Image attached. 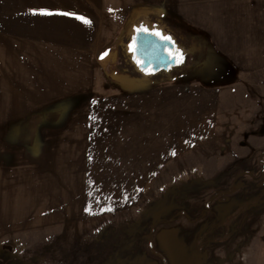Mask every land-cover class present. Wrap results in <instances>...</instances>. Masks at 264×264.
I'll use <instances>...</instances> for the list:
<instances>
[{
    "label": "crops",
    "instance_id": "1",
    "mask_svg": "<svg viewBox=\"0 0 264 264\" xmlns=\"http://www.w3.org/2000/svg\"><path fill=\"white\" fill-rule=\"evenodd\" d=\"M144 12L198 35L228 79L191 74L135 92L109 85L108 53ZM248 69L264 71V0H0V122L25 154L39 155L24 180L56 187L55 202L73 203L67 216L74 203L83 218L124 210L149 187L207 165L238 130ZM259 231L248 264H264Z\"/></svg>",
    "mask_w": 264,
    "mask_h": 264
},
{
    "label": "rangeland",
    "instance_id": "2",
    "mask_svg": "<svg viewBox=\"0 0 264 264\" xmlns=\"http://www.w3.org/2000/svg\"><path fill=\"white\" fill-rule=\"evenodd\" d=\"M201 45L204 53L211 49ZM204 53L193 74L225 82L230 75ZM247 72L239 86L240 128L215 147L210 163L182 170L172 184L149 187L139 201L101 217L77 215L78 203L67 216L73 203L55 202L56 187L24 180L39 155L25 154L22 139L8 137L13 126L0 122V264L250 263L264 227V71ZM104 74L127 92L150 87L114 76L108 66ZM243 108L249 121L241 119ZM14 142V155H7Z\"/></svg>",
    "mask_w": 264,
    "mask_h": 264
},
{
    "label": "flooded vegetation",
    "instance_id": "3",
    "mask_svg": "<svg viewBox=\"0 0 264 264\" xmlns=\"http://www.w3.org/2000/svg\"><path fill=\"white\" fill-rule=\"evenodd\" d=\"M144 17H136L132 19L119 39L118 43V54L116 55L117 61L120 63V70H118L125 78L134 76H142L144 79H162L172 74L177 75V79L185 78L193 74L196 60L205 51L201 45V38L194 34L192 31L184 28L178 23H173L169 20L162 18H152L150 12L142 13ZM147 29L148 31H144ZM147 33H159L157 35L161 40L162 36L170 38L169 40L174 41L177 48L183 50V59L179 64L169 67L167 70L159 69L153 71L152 68L145 69L142 71L139 66L141 65L140 59L133 58L134 55V38L138 32ZM187 43V45H184ZM182 44V45H181ZM200 47L202 49H200ZM199 48V49H196ZM123 56L121 57V55ZM126 55H129L130 60L126 59ZM141 84V83H136ZM262 158V157H261ZM264 166V163H263Z\"/></svg>",
    "mask_w": 264,
    "mask_h": 264
},
{
    "label": "water",
    "instance_id": "4",
    "mask_svg": "<svg viewBox=\"0 0 264 264\" xmlns=\"http://www.w3.org/2000/svg\"><path fill=\"white\" fill-rule=\"evenodd\" d=\"M175 52H178L183 59V50L177 48L174 41L161 40L156 33L142 31L138 32L134 38L133 58L141 60L139 68L142 71L148 68H152L153 71H158L159 69L167 70L169 67L179 64L182 61L179 60V56L174 57L171 55V53ZM263 156L264 152L262 158Z\"/></svg>",
    "mask_w": 264,
    "mask_h": 264
},
{
    "label": "trees",
    "instance_id": "5",
    "mask_svg": "<svg viewBox=\"0 0 264 264\" xmlns=\"http://www.w3.org/2000/svg\"><path fill=\"white\" fill-rule=\"evenodd\" d=\"M185 45H187V43H185L182 46L185 47ZM117 49H118V46L109 55V58H108L109 68L108 69H109V71H111V74L112 75H114L116 77H119L120 75L118 73L119 72L118 70H120V63L116 59V55L118 54ZM122 56H123V54L121 55V57ZM126 59L127 60H130L129 55H126ZM214 62H215V60H214ZM124 79L127 80V81H129V82H132V83H137L138 82V83H141V84L154 85V84H157V83H161V82L171 81V80L177 79V75L172 74V75H170L168 77H164L162 79H151V78H149L147 80L144 79L142 76H139L138 77V76H135V75L133 76L132 75L131 78L127 76Z\"/></svg>",
    "mask_w": 264,
    "mask_h": 264
},
{
    "label": "snow or ice",
    "instance_id": "6",
    "mask_svg": "<svg viewBox=\"0 0 264 264\" xmlns=\"http://www.w3.org/2000/svg\"><path fill=\"white\" fill-rule=\"evenodd\" d=\"M41 11L43 12L44 10H41ZM64 14L65 15H70L69 13H64ZM77 18L83 20L85 23H88V21L85 18H83V17H77ZM143 30L144 31H148L147 29H143ZM156 35H160V34L156 33ZM161 38L164 39V40H169L170 39V38L165 37V36H162ZM171 55H173L174 57L179 56L178 52L171 53ZM179 60H182V56H179Z\"/></svg>",
    "mask_w": 264,
    "mask_h": 264
}]
</instances>
